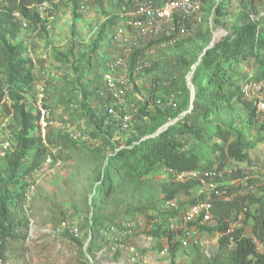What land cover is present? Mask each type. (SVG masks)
<instances>
[{"label": "rangeland", "instance_id": "obj_1", "mask_svg": "<svg viewBox=\"0 0 264 264\" xmlns=\"http://www.w3.org/2000/svg\"><path fill=\"white\" fill-rule=\"evenodd\" d=\"M117 1L88 0L91 9L87 14H82L77 9L80 0H61L55 3L48 0L46 9L38 7L49 23L46 36L37 39L34 32L21 30L17 41L25 48L24 56L33 63L35 76L39 68L49 70L45 102L51 109V115L45 131L37 125L47 148L46 154L52 156L53 162L42 171L35 170L23 180L25 198L22 206L17 209V215L24 222L27 250L24 256L19 257L9 250L0 253V264H223L227 260L232 247H221L222 235L216 230H199L198 245L193 244L187 248L178 246L177 251L173 252L165 237L151 234L158 227L162 228L166 220L139 216L135 222H129L130 216L124 211L126 207L136 206L140 201L149 205L162 201L167 196V185L176 181H172L170 176H162L161 179L156 173L143 186L137 188L130 185L125 188L118 193L115 202L105 206L95 207L92 198L100 174L105 169L106 156L111 155L114 149L124 147L129 139L140 135L144 130H148V133L152 130L153 122L149 116L154 109L152 103L155 98H174L179 92V96L175 98L177 106L172 112L183 109L176 112L179 117L187 112L186 103L189 98H193L188 89V83L192 82L191 68L197 66L210 34L222 29V34L217 38L219 39L230 34L231 25L237 20L246 18L254 22L260 21L264 18V0H202V11L206 18V32L202 37L187 38L165 50L158 48L155 55L149 57L151 66L132 75L133 85L131 93L126 97V106H116L121 112H131V126L126 130L113 123L110 124V129L108 124L107 127H99L94 122L90 111L82 104L85 93L77 88L80 86L75 82L80 60L73 58L70 52L71 47L76 49V53L89 51L93 41L98 39L102 24L110 15L117 14ZM121 1L126 4L129 0ZM1 4L3 0H0ZM217 8H220L222 15L216 14ZM114 23L113 32L117 19ZM98 53L101 59L99 72L84 86L93 82L91 88L95 91L97 100L92 104L95 106H91L98 115L107 116V106L110 103L99 107L102 104L100 101L107 98L102 74L108 63L116 57H123L124 52L118 51L112 41V45L101 48ZM253 70L254 67H250L249 71ZM31 93L27 99L29 104L37 98L36 88ZM173 121V118H169L161 128ZM205 122L207 126L218 122L217 124L235 132L249 131L243 107L238 108L236 113L230 109H220L205 119ZM2 123L6 124V130L0 126V141L7 135H13L16 127L12 116H8L5 111H0V125ZM260 124H264L261 116L258 121V125ZM68 131L80 133L81 140L74 142ZM49 132L50 141L47 140ZM261 135L264 139V133ZM212 141H205L204 151L211 148ZM256 141V137H251L246 143ZM203 148L204 146H200V150ZM262 149L256 150L250 161L232 164V169H240L243 174L244 171L249 172V175L254 173L264 180V147ZM2 162L0 157V166ZM189 199L188 195L183 194L174 203L184 207ZM160 204V209L175 208L169 204L162 206V202ZM118 211H124L119 218L116 215ZM102 215L106 217L101 229L89 227L90 221ZM67 221L79 229L78 235L66 228ZM167 221L176 233H186L187 225L182 218ZM241 227H244L247 236H252L248 224L242 222ZM207 240L209 244L205 243ZM257 245L262 251V245L258 242ZM164 249L167 251L164 252Z\"/></svg>", "mask_w": 264, "mask_h": 264}, {"label": "trees", "instance_id": "obj_2", "mask_svg": "<svg viewBox=\"0 0 264 264\" xmlns=\"http://www.w3.org/2000/svg\"><path fill=\"white\" fill-rule=\"evenodd\" d=\"M44 1L5 0L0 5V108L16 122L15 133L10 136L13 140L11 150L2 158L0 166V253L9 250L17 257L24 256L27 250L24 222L17 215V209L22 206L25 198L23 180L39 168L47 148L38 130V116L27 103L34 88L35 74L33 63L24 56V46L17 41L22 28L14 13L18 12L27 19L28 30L34 32L37 39H43L49 31V23L38 7ZM134 1L129 0L123 4L118 0L117 5L122 9ZM216 14H223L220 8H217ZM116 16L117 14L110 15L102 24L98 39L93 41L89 51L76 53L74 47L70 48L72 57L80 60L75 82L80 86L77 88L85 93L82 104L90 111V116L99 127H107L108 124L110 129L113 124L109 114L98 115L92 107L97 100V95L91 88L93 82L91 85H84L91 82L99 72L101 59L98 52L101 48L112 45ZM205 32L204 28L198 29L192 36L178 43L187 38L199 39ZM209 37H212V33ZM210 38L192 75L195 92L192 100L189 98L186 103L187 112L179 117L176 112L183 109L172 112L174 108L159 107L155 102L159 98H155L152 103L154 109L149 116L153 122L152 130L149 133L144 130L140 135L129 139L124 147L116 148L111 155L106 156L105 169L93 191V205L105 206L115 202L118 193L125 188L130 185L137 188L143 186L156 173L161 179L162 176H170L172 181H176L167 185V196L162 201L150 205L140 201L136 206L128 205L124 211L130 216L129 222H135L139 216L166 220L162 228L158 227L151 234L165 237L171 250L175 252L181 246L180 237L184 234L171 229L167 219L182 218L186 209L198 202L197 192L203 186L202 180L222 182V188L231 199L225 200L217 196L213 198L214 223L211 227L202 229L219 232L222 235L221 247L231 245L223 264H264V180L260 176H252L243 184L245 174L231 166L250 161L253 153L264 147L261 135L264 133V124L258 125L257 109L244 98L241 91L243 82H264V18L258 22L246 18L237 20L232 23L229 35L215 41ZM137 53L138 51L132 53L133 59ZM252 66L254 70L250 72ZM100 102L102 104L99 107H103L109 100L106 98ZM240 107L246 111L249 131L235 132L217 124L218 122L206 125L205 119L214 112L230 109L236 113ZM169 118L177 120L167 128H161ZM158 128L162 130L155 134ZM50 137L49 132L47 140L50 141ZM251 137H256L257 141L246 143ZM208 139L215 140L212 141L211 148L204 151V144ZM200 146L204 148L200 150ZM170 169L175 173L195 172L197 176L177 180L176 176L168 173ZM249 186L255 188V193H243ZM183 194L190 197L186 206L160 209L161 202L162 206H166L167 202L177 200ZM124 211L116 213L118 218ZM240 213L244 215L243 222L250 226L252 236L244 233V227L227 233L230 221ZM105 217L106 215L95 217L90 221L89 227L101 229ZM257 242L262 245V251L258 249Z\"/></svg>", "mask_w": 264, "mask_h": 264}, {"label": "built area", "instance_id": "obj_3", "mask_svg": "<svg viewBox=\"0 0 264 264\" xmlns=\"http://www.w3.org/2000/svg\"><path fill=\"white\" fill-rule=\"evenodd\" d=\"M60 1L50 0L51 3ZM4 2L5 0H3ZM48 4V0H45L40 5V8L46 9ZM77 9L80 13L87 14L91 6L88 0H80ZM202 9V0H135L128 7L119 9L113 41L118 51L124 52V56L116 57L108 63L107 69L102 74L104 93L110 103V106H107V112L113 124L121 126L125 130L129 129L132 119L131 112H121L116 109V106L120 104H124V107L126 106V97L131 93V86L133 85L132 75L134 73H141L151 66L149 57L154 56L158 48L165 50L168 47H172L182 39L192 36L198 29L204 28L206 18ZM40 13L42 14L41 11ZM14 14L18 18L22 30H28L29 22L27 19L23 18L18 12ZM222 32V29L213 32V41L217 40L218 35L222 34ZM134 51H138V53L133 59L131 55ZM194 69L195 66L191 68V77ZM48 77L49 70L47 68L38 69L34 83V88L37 90V98L33 99V102L30 104L28 103V106H31L32 111L38 116L37 124L41 126L43 131H45L47 120L51 115V109L45 102ZM188 84V89L193 96L195 86L192 82ZM241 91L244 98L256 107L259 116L264 119V82H243ZM178 94L179 92L174 98H167L165 100L159 98L155 101L156 105L163 108H175V98ZM176 120L174 119L173 122ZM173 122L167 123L165 128ZM0 126L6 130L5 123H2ZM68 135L74 141L81 140L80 133H76L75 131H68ZM44 142L46 144V141ZM12 144L13 140L9 135L0 141V157L4 158L10 152ZM52 162V156L46 154L37 170L42 171L46 165ZM168 173L176 176L177 180L197 176L195 172L175 173L171 169ZM244 174L243 184L247 183L249 177L256 176L254 173L249 175L250 173L246 171H244ZM202 183L203 186L197 192L198 202L190 205L182 216V220L187 225L186 233L183 232L184 235L180 237V245L183 248H187L193 244L198 245V231L202 227H207L214 223L213 198L217 196L225 200L231 199V197L227 196L226 190L222 188L224 183L215 181L206 182L205 180H202ZM248 192L255 193V188L249 186L247 187V191L243 193ZM174 201H169L167 204L176 208L177 205ZM243 217V213H240L233 218L229 223L227 233H232L241 228ZM65 226L67 229H71L72 233L78 235L79 229L72 222L67 221ZM230 240L232 241V237ZM205 243L209 244V240L205 241ZM165 251L167 249H164Z\"/></svg>", "mask_w": 264, "mask_h": 264}, {"label": "crops", "instance_id": "obj_4", "mask_svg": "<svg viewBox=\"0 0 264 264\" xmlns=\"http://www.w3.org/2000/svg\"><path fill=\"white\" fill-rule=\"evenodd\" d=\"M67 31V30H66ZM66 31H64V32H66ZM46 57V56H45Z\"/></svg>", "mask_w": 264, "mask_h": 264}]
</instances>
